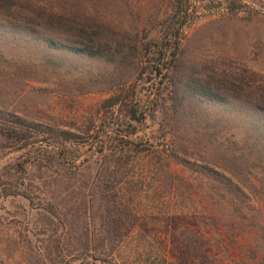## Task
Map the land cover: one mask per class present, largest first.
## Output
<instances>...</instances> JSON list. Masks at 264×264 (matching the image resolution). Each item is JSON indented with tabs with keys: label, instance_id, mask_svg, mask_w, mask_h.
<instances>
[{
	"label": "trees",
	"instance_id": "16d2710c",
	"mask_svg": "<svg viewBox=\"0 0 264 264\" xmlns=\"http://www.w3.org/2000/svg\"><path fill=\"white\" fill-rule=\"evenodd\" d=\"M187 2L141 20L131 0H0L1 147H53L32 144L15 172L63 167L60 151L81 136L73 128L97 142L101 158L89 195L92 226L81 234L71 227L62 257V238L52 233L58 212L42 207L37 233L48 235L47 243L30 246L28 264H216L210 240L188 213L143 207L142 195L159 191L157 182L168 200L186 186L172 162L225 199L248 227L253 255L264 260V77L197 59L183 36ZM39 61L53 72L69 63L66 73L79 86L71 93L107 95L87 125L40 106L42 90L28 86L39 78ZM147 94L154 97L146 104ZM148 118L163 124L168 148H158L155 133L138 134ZM152 157L159 167L139 176L129 167ZM19 179L0 176V192L32 205L34 195Z\"/></svg>",
	"mask_w": 264,
	"mask_h": 264
},
{
	"label": "rangeland",
	"instance_id": "374dc122",
	"mask_svg": "<svg viewBox=\"0 0 264 264\" xmlns=\"http://www.w3.org/2000/svg\"><path fill=\"white\" fill-rule=\"evenodd\" d=\"M187 1L190 9L183 36L184 41H190L195 47L197 59L226 71L257 73L264 77V0ZM131 2L134 15L144 20L163 18L172 12L176 0ZM69 66L67 63L66 67ZM66 67L63 72L59 69L53 72L42 68L40 64L39 72H35L39 78L28 80V86L42 90L44 98L40 106L47 111L67 121L74 120L80 125H87V114L96 109L107 95L71 93L79 86L76 79L66 73ZM144 97L147 104L154 95L147 94ZM160 118L156 121L162 123ZM156 121L148 118L138 134L155 133L158 148H168L170 140L162 136L165 132L163 124L158 125ZM72 131L81 136L73 142H67L64 152L60 151L66 161L63 167L53 170L33 167L27 175L15 172L13 167L30 152L31 145L53 147L45 146L48 144L44 141L15 148L1 147L0 144V176L3 181L20 178L18 185L22 182L24 185L21 186H28L34 195L33 204L29 205L19 196L4 197L0 192V264H16V260L21 262L19 264H28L23 259L35 257L30 246L47 243L48 235L37 232L42 228L41 218L49 206L54 207L61 220L60 223L59 219L54 220L58 229L52 228V233L62 238V257H66V237L71 227L81 234L87 225L92 226V219L87 214L91 212L88 209L89 195L98 167L97 160L101 158L97 152V142L91 136L77 128ZM133 166L136 176H139L142 170L145 171L149 166L157 168L159 164L156 157L136 158L129 165L130 168ZM172 168L183 178L186 186H181L174 198L168 200L166 186L157 182L156 185H161L159 191L146 194L148 197L145 193L142 195L144 209L152 214L172 210L188 213L191 221L198 223L205 237L210 240L216 264H264L260 256L255 257L252 253L248 227L225 199L209 191L195 174L189 173L181 165L172 162ZM167 201H171L170 206ZM30 229L33 236L29 234Z\"/></svg>",
	"mask_w": 264,
	"mask_h": 264
}]
</instances>
